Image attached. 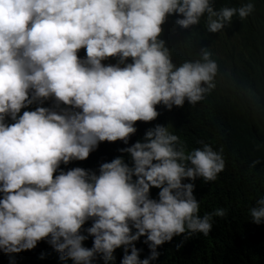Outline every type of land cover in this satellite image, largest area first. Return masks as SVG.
I'll list each match as a JSON object with an SVG mask.
<instances>
[{"label":"clouds","instance_id":"clouds-1","mask_svg":"<svg viewBox=\"0 0 264 264\" xmlns=\"http://www.w3.org/2000/svg\"><path fill=\"white\" fill-rule=\"evenodd\" d=\"M253 11L252 2L216 10L214 0H0V250L47 240L73 264H108L121 247V264H150L174 236H207L225 210L201 217L194 184L183 181L207 183L223 171L221 152L208 144L188 151L156 125L120 149L130 162L116 157L98 174L60 165L86 160L101 142L127 145L136 122L160 115L157 105L195 106L216 87L218 64L207 48L199 59L173 62L161 38L169 16L182 17L175 23L184 29L206 17L207 31L217 33ZM109 58L117 63H102ZM48 100L53 106H42ZM249 212L264 221V198ZM89 236L91 248L83 246ZM142 236L151 250L143 260L134 243Z\"/></svg>","mask_w":264,"mask_h":264},{"label":"trees","instance_id":"trees-1","mask_svg":"<svg viewBox=\"0 0 264 264\" xmlns=\"http://www.w3.org/2000/svg\"><path fill=\"white\" fill-rule=\"evenodd\" d=\"M248 2L254 4V11L243 20L234 16L226 24L232 26L228 30L234 40L240 39L239 44L234 43L237 49L226 38L222 40L218 34L207 31L206 17L199 25L184 29L175 23L182 17L173 14L162 25L161 38L172 50V60L177 66L186 60L199 59L203 48L217 62L216 87L203 101L192 106L186 100L182 107L173 106L171 110L157 105L160 115L151 122H136L137 132L127 145L122 141L101 142L86 160L60 165L64 171L80 167L98 174L102 163L116 157L124 156L130 162L128 154L120 149L141 140L156 125L168 126L188 151L201 148L204 143L221 152L225 168L215 181L206 183L198 177L183 182L194 184L193 195L199 201L201 217L217 209H224L226 214L213 216L207 236L186 233V238L181 234L158 246L159 255L150 264H264V221L252 222L249 212L257 206L258 199L264 198V0H214V7L238 8ZM216 39L221 40L219 45ZM78 55L84 58L86 51L81 49ZM102 63L115 64L117 60L109 58ZM53 103L48 100L42 106L52 107ZM36 106L22 109L21 114L35 110ZM159 191L151 188L150 197L158 199ZM90 226L91 221L84 228ZM93 239L89 236L83 246L91 248ZM145 239L142 236L134 242L141 260L151 255ZM60 255L47 240H41L35 248L19 253L0 250V264H73L71 260H61ZM123 255L122 247L116 249L115 260L108 264H121ZM92 264L105 262L97 257Z\"/></svg>","mask_w":264,"mask_h":264},{"label":"rangeland","instance_id":"rangeland-1","mask_svg":"<svg viewBox=\"0 0 264 264\" xmlns=\"http://www.w3.org/2000/svg\"><path fill=\"white\" fill-rule=\"evenodd\" d=\"M225 28H226V30H225ZM228 28L232 30V26H231V25H230V26L226 25V26L223 28L222 31L217 32L216 34H218V38H220V39H222V40H225L224 38H226L228 44H229V45L232 44V47L234 46V48L237 49V46H236V44L234 45V43L237 42V43L239 44L240 39L237 38L236 40H234V38L230 35V32H229ZM223 37H224V38H223ZM216 43H217V45H219V44L221 43V40L216 39Z\"/></svg>","mask_w":264,"mask_h":264}]
</instances>
